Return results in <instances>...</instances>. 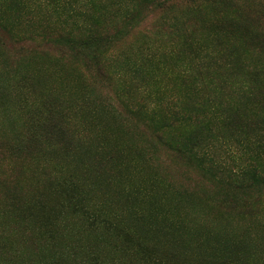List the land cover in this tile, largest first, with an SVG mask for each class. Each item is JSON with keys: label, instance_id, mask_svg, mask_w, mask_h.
<instances>
[{"label": "trees", "instance_id": "1", "mask_svg": "<svg viewBox=\"0 0 264 264\" xmlns=\"http://www.w3.org/2000/svg\"><path fill=\"white\" fill-rule=\"evenodd\" d=\"M0 4V264H264V0Z\"/></svg>", "mask_w": 264, "mask_h": 264}, {"label": "rangeland", "instance_id": "2", "mask_svg": "<svg viewBox=\"0 0 264 264\" xmlns=\"http://www.w3.org/2000/svg\"><path fill=\"white\" fill-rule=\"evenodd\" d=\"M0 6H1V4H0ZM150 25V22H148V25H146V26H144V28H148V26ZM147 32V34H148V36H147V38H146V41H149V39H150V37L152 36V34L150 33V31L147 29V31H145L144 33H146ZM252 235H254L255 236V234L253 233Z\"/></svg>", "mask_w": 264, "mask_h": 264}]
</instances>
